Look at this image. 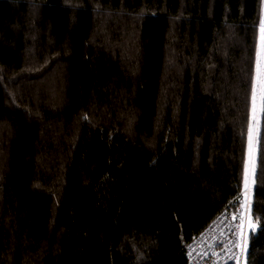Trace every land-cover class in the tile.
I'll return each mask as SVG.
<instances>
[{"label":"trees","instance_id":"16d2710c","mask_svg":"<svg viewBox=\"0 0 264 264\" xmlns=\"http://www.w3.org/2000/svg\"><path fill=\"white\" fill-rule=\"evenodd\" d=\"M262 5L0 0V264H187L245 185ZM257 105L248 264L264 67Z\"/></svg>","mask_w":264,"mask_h":264},{"label":"built area","instance_id":"2783aa9c","mask_svg":"<svg viewBox=\"0 0 264 264\" xmlns=\"http://www.w3.org/2000/svg\"><path fill=\"white\" fill-rule=\"evenodd\" d=\"M245 185L234 206L223 209L202 232L187 242L185 245L187 264H238L233 256L238 258L239 264H244L240 248L231 247L230 240H239L240 232L243 231L245 234L246 231L252 203L251 189ZM229 227L233 229L235 235L228 231ZM202 234H204L203 238Z\"/></svg>","mask_w":264,"mask_h":264},{"label":"rangeland","instance_id":"374dc122","mask_svg":"<svg viewBox=\"0 0 264 264\" xmlns=\"http://www.w3.org/2000/svg\"><path fill=\"white\" fill-rule=\"evenodd\" d=\"M264 0L262 5V16H261V25L258 29V57H257V66H256V82H255V91L256 96L253 101L252 114H251V131L249 135V146L246 157V168H245V186L251 188L252 187V174L254 169V157H255V138H256V130H257V113H258V100L260 96V90L262 86V74L264 67ZM252 223L256 226L255 223L251 221L248 217L246 223V231L245 235L247 236L248 225ZM257 227V226H256Z\"/></svg>","mask_w":264,"mask_h":264},{"label":"snow or ice","instance_id":"6c2138e0","mask_svg":"<svg viewBox=\"0 0 264 264\" xmlns=\"http://www.w3.org/2000/svg\"><path fill=\"white\" fill-rule=\"evenodd\" d=\"M262 24H264V21H262ZM237 200H239V197H237ZM255 219H256V223L258 224L259 218L257 217ZM221 223H222V221H221ZM237 227H239V226H237ZM228 231L230 233H233V229L231 227H229ZM248 231H249V233H251L250 236H246L244 234V232L241 231L240 234H239V236H240L239 240H236V239H231L230 240L231 247H239L240 248V252H241V255L244 257L245 264H248V241L251 239L252 236L255 235L256 226L254 224L250 223L248 225ZM261 231H264V229H261ZM233 235H235V233H233ZM203 236H204V234H202V238H203ZM189 247H191V246H189ZM229 250H231V249L229 248ZM189 254L191 255V253H189ZM232 258L233 259H237V262L239 264V260H238L237 257L233 256Z\"/></svg>","mask_w":264,"mask_h":264}]
</instances>
